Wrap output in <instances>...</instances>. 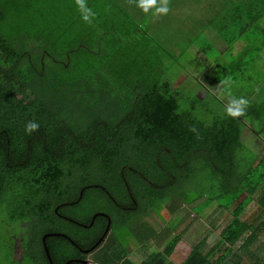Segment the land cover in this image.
<instances>
[{
	"label": "trees",
	"instance_id": "16d2710c",
	"mask_svg": "<svg viewBox=\"0 0 264 264\" xmlns=\"http://www.w3.org/2000/svg\"><path fill=\"white\" fill-rule=\"evenodd\" d=\"M87 4L97 13L93 25L81 19L75 0H0V264H9L2 251L8 224L21 220L28 226L24 264H49L40 239L52 229L39 207L69 196L78 201L71 207L78 221L87 223L86 214L99 209L114 217L122 252H109L104 264H134L125 247L136 236L139 246L155 248L137 250L140 264H171L180 236L169 227L125 224L149 213L167 222L164 207L176 195L185 204L204 198L196 214L212 203L214 212L232 208L180 264H264V159L255 167L238 161L241 120L213 117L216 109L202 111L207 104L199 106L194 96L188 109L180 108L172 83L163 80L160 59L168 50L151 44L156 26L144 25L135 5ZM217 12L201 32L211 27L229 48L242 39L241 53L250 57L254 50L255 58L264 42L252 47L249 36L261 33L256 28L264 0ZM221 70L219 81L233 76L230 67ZM32 120L40 128L28 134L25 125ZM257 122L264 123V114ZM254 196L258 214L247 222L240 215ZM53 226L74 234L71 223ZM50 241L60 242L58 248L47 245L53 264L74 255L62 238Z\"/></svg>",
	"mask_w": 264,
	"mask_h": 264
},
{
	"label": "rangeland",
	"instance_id": "374dc122",
	"mask_svg": "<svg viewBox=\"0 0 264 264\" xmlns=\"http://www.w3.org/2000/svg\"><path fill=\"white\" fill-rule=\"evenodd\" d=\"M171 1L172 0H170V2ZM245 1L247 0H173V2H171V11L167 16L155 17L151 13L144 14L145 22L143 24L145 25L149 23L148 21H150L153 26H156L154 35H150L151 44H155L157 47H164L168 50V52L165 53L164 58L160 59V65L165 69L163 80L172 83V88H175L176 93L180 98V102L178 104L182 110L188 109L187 106L190 104L189 99H192V96L195 97L196 93L203 88L197 81L199 73L203 76L204 72L207 71L210 79L215 81L217 80L216 76L212 72L215 70L214 68H211L212 71H210L204 69V66L202 67L199 65L200 63L203 64L201 60L204 58L196 51V49H194V47L201 51L206 58L208 57L211 61L217 62L218 66L221 63L226 66L228 62V55L223 56L218 51V46L220 47L221 43L219 40L215 39L217 35L213 33L210 38V36L207 35L210 30L207 29L206 32L204 31L202 33V28L209 23L211 16L215 11L218 13V9H222L223 7L227 8L229 5L241 4ZM252 1L256 2L257 0ZM72 3L73 2H71V4ZM46 17H48V15ZM164 23L165 25H171V27H169L172 30H175L176 34L169 37ZM259 27L256 28V30H261V33L254 31V34L249 36L251 41L254 42L252 47H257L259 43L264 42V19L260 22ZM201 42L204 51L203 49H200ZM219 50L221 49L219 48ZM253 54L254 50H251L249 53V55H251L250 57L243 55L241 52L238 54L236 52V55L233 56L230 64V70L232 74L236 75L235 81L240 82L241 77L244 76L246 71L251 72L253 76L255 73L254 70L257 73V69L254 64L255 62H249ZM198 58L201 60L199 61ZM240 65L246 66L244 69L238 68ZM216 69L218 72L219 69ZM254 78L258 79L256 77ZM205 87L214 91L213 87L206 85ZM197 95L199 98L205 97V93L201 91ZM215 98L217 100L214 99V96L211 94L205 100L207 103H212L216 108L213 117L217 115H224L223 109L225 102L222 95L216 94ZM242 125L243 129L242 126L240 127V133L242 132L241 142L243 145L248 146L250 143L246 141L248 135L243 136V132L244 130H247L248 133L255 132L257 130V125L248 120V118ZM252 151L251 147H246L240 151L238 156L242 160L249 157L251 153H255ZM241 160L239 161L240 163ZM253 198L254 200L240 215V219L247 222L252 220V217H254L253 215L258 214L257 197L254 196ZM203 201L204 198H200L194 203L185 204L181 198L176 195L168 201L164 207V217L167 218V222H163L155 214L149 213L146 216H138L128 224V227L133 228L138 222H146L157 231L164 229V227H169L172 230V236H180L182 239L176 246L173 256L169 259V262L171 264H180L183 258L187 255V252L191 250V246L199 240L201 235H204V233L210 230H212V232L215 231L225 221V219L228 218L229 213L232 210L231 208L228 210L214 212L216 204L212 203L202 212L196 214L194 212V208ZM137 237L138 236L129 238L127 240V247L131 250V261L136 264H140L142 256L137 252V250H140L141 252L146 250L147 253H151L155 250V248L151 246L148 247V245L139 246L141 240L136 239ZM16 240L15 242L18 249L19 238ZM158 250L160 251L161 249ZM19 256L20 252L17 250L16 257L19 258Z\"/></svg>",
	"mask_w": 264,
	"mask_h": 264
},
{
	"label": "flooded vegetation",
	"instance_id": "af4514ba",
	"mask_svg": "<svg viewBox=\"0 0 264 264\" xmlns=\"http://www.w3.org/2000/svg\"><path fill=\"white\" fill-rule=\"evenodd\" d=\"M83 193V190L81 191ZM82 193H80L79 200L81 201ZM78 201L72 200V197L65 198L62 201L61 198L57 197L55 200L49 203H42L40 205V211L42 212L43 219L46 221L45 223L51 227L52 230L47 228L48 231L44 232L41 235L40 244L43 248L42 237L44 235L49 234H63L67 238L60 237L63 240L70 243V245L74 248L75 253L73 256L69 257L67 261H72L69 264H104L105 257L109 255V252H113L115 256L118 252L121 251V242L119 239L114 237V217L107 213L105 210L99 209L97 211H93L91 214H86L88 217V222L84 223L78 221L76 218L72 217L74 214L71 211V207L77 204ZM118 206V205H117ZM120 209L125 211L132 210V207H126L119 205ZM81 211L83 210L80 209ZM77 211L81 213V211ZM77 213V214H78ZM137 218V217H136ZM135 219V218H134ZM133 219V220H134ZM62 220V222L71 223L75 226L74 229H71L74 234H71V231L68 232H58L54 230V223L56 221ZM132 220V221H133ZM132 221H129L128 224ZM128 224L125 226L127 228ZM9 229L6 231L7 241L3 245L2 251H6L4 256H8L9 264H24V237L28 234L25 229L28 227L27 222L20 221L17 225L8 224ZM107 227V229H106ZM79 229L85 230L82 234L79 232ZM19 238L18 249L15 240ZM59 237L50 236L45 239V245L47 247L50 244L51 247L58 248L60 242L58 241H50V239ZM17 241V240H16ZM8 242V243H7ZM128 245V242H126ZM48 249V248H47ZM17 250L20 252L19 258H17ZM44 250V248H43ZM126 251L129 252V256L131 254V250L126 246ZM120 256V255H118ZM130 259V257H129ZM66 261V262H67ZM104 261V262H103ZM65 262V263H66ZM64 263V264H65Z\"/></svg>",
	"mask_w": 264,
	"mask_h": 264
},
{
	"label": "crops",
	"instance_id": "0c3cea01",
	"mask_svg": "<svg viewBox=\"0 0 264 264\" xmlns=\"http://www.w3.org/2000/svg\"><path fill=\"white\" fill-rule=\"evenodd\" d=\"M263 21V20H262ZM208 29L210 30V32H208V36H210V38L212 37L213 33H215L217 35V37L215 38L216 40H219L221 43V46H218V51L221 55L226 56L228 55V62L226 64V66L221 63L217 64V62L211 61L208 57L206 58L204 54L201 53V51H199L197 48L194 47V49H196V51L198 53L201 54V56H203V60L199 59L198 60L202 61L203 64H201L199 61V65L200 66H204V69L206 70H211V68H214L215 70H213L212 72L214 73V75L216 77H218L219 73L222 72L221 68L222 67H230V64L232 62L233 56L240 53L244 47H245V42L240 39L238 41H236L234 43V45L229 48L227 47V44L223 43L221 41V39L219 38L218 34L211 28L208 27ZM219 48L221 50H219ZM262 52V54H261ZM264 46L262 48V50L258 53V55L253 58L250 59L249 62H255V66L257 69V73L254 70V76L251 72L246 71L244 76L241 77L240 82L237 83V87L234 89V92L237 96H246L248 98V100L250 101V107L248 108L247 111V117L246 118H240L241 123L244 124L245 120L248 118V120L252 121L255 125H257V130L255 132H250L248 133L247 130H244L243 132V136L248 135V137L246 138V141L250 142L248 146H245L242 144L241 142V134L240 133V146L237 148V157H238V161H240V157L238 156V154L240 153V151H242L244 148L246 147H251L252 148V152L255 153H251V155L249 157H246L244 159L241 160V164H243L244 166H247L249 163H251V165L253 167H255L256 165L260 164L263 162L264 159V123L263 122H257V117H260L264 114ZM247 65V64H246ZM241 67V68H245ZM219 69V71L217 72V69ZM240 68V67H238ZM208 72L205 71L203 76L201 75V73L198 74L197 76V81L199 82V84L201 85L202 90H199V92H204L205 93V97H198V93H196L195 98H197V100L200 101L199 106L204 105L205 103H207L205 100L206 98L212 94V96L215 97L216 94H221L222 95V90L220 87H217L220 83V81L217 79L212 80L208 77ZM232 75V74H230ZM235 76L233 74V79L235 80ZM254 77L258 78L255 79ZM206 86H210L213 87V90H210L208 88L205 87ZM207 90V91H206ZM206 91V92H205ZM222 98L225 102L224 106L228 103V99L226 96L222 95ZM219 100V99H218ZM254 107V109H253ZM207 109H216L215 106L212 103H207V106L204 105L202 111H205ZM216 111V110H215ZM206 112V111H205ZM206 114V113H205ZM242 129H243V125H242ZM244 162V163H242ZM190 253V251L187 252V255L183 258L185 259L188 254ZM133 262V261H132ZM134 263V262H133ZM136 264V263H134Z\"/></svg>",
	"mask_w": 264,
	"mask_h": 264
},
{
	"label": "clouds",
	"instance_id": "9594fccd",
	"mask_svg": "<svg viewBox=\"0 0 264 264\" xmlns=\"http://www.w3.org/2000/svg\"><path fill=\"white\" fill-rule=\"evenodd\" d=\"M127 2L130 6L135 5V7L140 9L144 14L151 13L155 17L167 16L171 11L170 0H127ZM75 4L80 13L81 19L86 24L93 25L97 18V13L93 8L88 6L87 0H75ZM237 83L238 82L235 81L233 77L227 76L223 80H220V83L217 86L222 89V95L226 96L228 99V103L223 109L224 114L233 120L246 118L248 108L250 107V101L246 96H237L235 94L234 89L237 87ZM39 128L40 125L35 120L28 121L25 125V131L28 134L39 131ZM190 131L195 133V127L191 128Z\"/></svg>",
	"mask_w": 264,
	"mask_h": 264
},
{
	"label": "water",
	"instance_id": "95a60500",
	"mask_svg": "<svg viewBox=\"0 0 264 264\" xmlns=\"http://www.w3.org/2000/svg\"><path fill=\"white\" fill-rule=\"evenodd\" d=\"M106 229H107V227H106ZM50 236H57V237H64V238H67V237L65 235H63V234H49V235H44L42 237V242H43V245H44V247H43L44 248V253H45L46 257H47V260H48L49 264H53V262L51 260V257L49 255V251H48V249H47V247L45 245V239L47 237H50ZM70 262H72V261L71 260L70 261H67L65 264H69Z\"/></svg>",
	"mask_w": 264,
	"mask_h": 264
}]
</instances>
